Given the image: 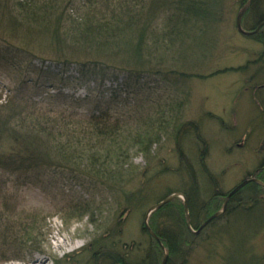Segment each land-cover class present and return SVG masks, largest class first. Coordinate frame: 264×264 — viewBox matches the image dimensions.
Wrapping results in <instances>:
<instances>
[{
    "label": "trees",
    "instance_id": "1",
    "mask_svg": "<svg viewBox=\"0 0 264 264\" xmlns=\"http://www.w3.org/2000/svg\"><path fill=\"white\" fill-rule=\"evenodd\" d=\"M234 1L0 0L1 44L29 63L108 73L115 81L121 76L126 81L142 80L151 69L158 73L163 69L176 98L189 90L190 72L216 49L219 24L232 5L238 8L237 32L264 49V0ZM243 9L240 26L248 35L236 26ZM255 91L262 95L256 104L263 119L264 90ZM185 95L163 108L149 105L144 109L147 114L115 118L107 110L87 117L53 115L16 96L0 102V199L8 183L5 175L35 170H62L81 184L96 180L123 189L114 194L122 207L118 217L112 223L106 219L99 235L54 264H162L165 256V264H190L197 250H202L208 264H264V252H258L255 243L264 235V157L223 190L225 170L215 173L209 168L210 144L200 123L182 121L189 101L188 92ZM204 118L221 121L209 113ZM168 132L175 142L174 163H153L152 148L160 146ZM135 153L145 157L151 177L170 176L175 185L160 194L145 180L139 188L136 179L148 174L146 168L139 172L130 162ZM173 193H181L185 201L174 197L150 213L147 225L157 236L153 238L144 224L145 215ZM65 209L77 217L84 206ZM135 215L146 241L125 243L130 236L127 224ZM36 223L34 218L0 211L1 263L17 260L14 255L33 244Z\"/></svg>",
    "mask_w": 264,
    "mask_h": 264
},
{
    "label": "rangeland",
    "instance_id": "2",
    "mask_svg": "<svg viewBox=\"0 0 264 264\" xmlns=\"http://www.w3.org/2000/svg\"><path fill=\"white\" fill-rule=\"evenodd\" d=\"M237 10L233 5L230 7L219 24L216 49H211L208 54L212 55L207 61L190 72L193 78L185 92L189 94V101L182 113L183 122L200 123L202 134L205 133L210 144L207 164L215 173L225 170L222 185L225 191L264 157V118L261 119L256 104L262 95L254 93L252 86L262 85L264 81V49L237 32ZM1 38L0 27V102L16 96L34 102L39 109L53 115L72 113L87 117L107 110L115 118L138 112L147 114L144 109L149 105L163 108L169 101L171 104L176 98H186L185 93L173 97V88L163 69L159 73L151 69L142 80L126 81L121 76L115 81L108 73H80L74 69L61 70L52 64L29 63L2 45ZM226 68L235 70L221 71ZM155 102H161V106ZM208 113L220 118V123L204 118ZM160 142V146L152 148L156 150L153 163L173 164L175 142L170 133ZM144 158L135 153L134 160L130 161L139 172L147 169L146 178L142 175L135 181L139 188L145 186V180L160 194L175 185L176 180L170 176L159 180L151 177ZM5 178L8 183L1 195L0 211L13 212L24 219L34 218L37 223L33 244L16 253L17 260L0 261V264H54L55 259L85 247L99 235L103 222L108 219L112 223L122 209L114 196L122 193V188L114 189L96 180V183L90 180L91 184H81L62 170H35L7 174ZM127 190L136 193L135 189ZM69 205L84 206V209L77 217L71 216L65 209ZM126 232L130 235L124 239L126 242L146 241L140 235L137 215L129 220ZM255 243L258 252H264V235ZM12 254L14 251L8 256ZM202 254V250L194 252L190 264H208Z\"/></svg>",
    "mask_w": 264,
    "mask_h": 264
},
{
    "label": "water",
    "instance_id": "3",
    "mask_svg": "<svg viewBox=\"0 0 264 264\" xmlns=\"http://www.w3.org/2000/svg\"><path fill=\"white\" fill-rule=\"evenodd\" d=\"M244 11H245V9H243L242 12H240V14H239V16H238V18H237L236 26H237V29H238L239 32H241L242 34L248 35V34H250V33H249V32H244V31L241 29V26H240L241 15L244 13ZM253 182L259 183V182H257L256 180H253ZM246 183H247V181H244L242 184H240L239 186H237V187L232 191V193L235 192V191H237L240 187H242V186L245 185ZM259 184H260V183H259ZM178 196L182 197L181 194H179V193L172 194L171 196H169L168 198H166L164 201H162V202H160V203H158V204L152 206V207L148 210V212H147V214H146V217H145V219H144V224H145V226H146V228H147L148 230H149V227H148V225H147V216H148L152 211H154L155 209L160 208L163 204H165V203H167L168 201H170L172 198H174V197H178ZM224 208H225V206H224ZM219 214H220V212L217 213V214H215L213 217H216V216H218ZM209 220H210V219H209ZM209 220H208V221H209ZM208 221L205 222V223L199 228V230H200L204 225H206V224L208 223ZM187 224L189 225L188 218H187ZM199 230H198V231H199ZM148 232H149L150 234H152V232H151L150 230H149ZM166 259H167V257L165 256V258H164L162 264H165V263H166Z\"/></svg>",
    "mask_w": 264,
    "mask_h": 264
},
{
    "label": "flooded vegetation",
    "instance_id": "4",
    "mask_svg": "<svg viewBox=\"0 0 264 264\" xmlns=\"http://www.w3.org/2000/svg\"><path fill=\"white\" fill-rule=\"evenodd\" d=\"M253 86V91H255L256 89H262V90H264V84L263 85H257V86H255V85H252Z\"/></svg>",
    "mask_w": 264,
    "mask_h": 264
},
{
    "label": "bare ground",
    "instance_id": "5",
    "mask_svg": "<svg viewBox=\"0 0 264 264\" xmlns=\"http://www.w3.org/2000/svg\"><path fill=\"white\" fill-rule=\"evenodd\" d=\"M147 229V228H146ZM150 230V229H149ZM148 229H147V231H149ZM153 238H157V236L152 232V234H150ZM125 243H129V242H126L125 241ZM158 244L161 246L162 244H161V242H158ZM162 248H164V247H162ZM36 260H39V259H36ZM41 262V261H40Z\"/></svg>",
    "mask_w": 264,
    "mask_h": 264
}]
</instances>
